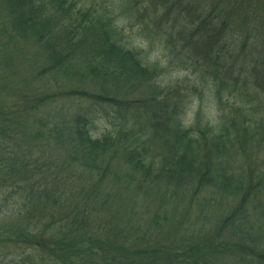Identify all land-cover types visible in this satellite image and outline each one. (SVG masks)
Wrapping results in <instances>:
<instances>
[{"label":"trees","instance_id":"1","mask_svg":"<svg viewBox=\"0 0 264 264\" xmlns=\"http://www.w3.org/2000/svg\"><path fill=\"white\" fill-rule=\"evenodd\" d=\"M123 1L192 78L110 3L0 0L3 264H264V0Z\"/></svg>","mask_w":264,"mask_h":264},{"label":"rangeland","instance_id":"2","mask_svg":"<svg viewBox=\"0 0 264 264\" xmlns=\"http://www.w3.org/2000/svg\"><path fill=\"white\" fill-rule=\"evenodd\" d=\"M76 1L78 2L79 5L86 4L87 7L93 6L92 8L95 10H97L100 6L105 8V3L107 4L110 3L109 9L113 11V18L116 24H119L123 28L124 34L127 36L126 42L128 44L132 43L131 45L134 44V45H137L138 47H141L149 55V59L151 61H158V63L164 66V68L168 71L169 76L165 74L163 77L162 76L158 77L159 81H162V80L167 81L168 78H174L175 81L186 78V77L192 78L190 69L181 70V68H179V66L174 63L175 61L172 62L174 54L171 53V49H167V50L165 49L163 50L160 48L157 49L158 46L155 44V42H153V36L151 34L149 35L152 36V40H151L152 42H150L149 44L145 40L144 37L149 32L143 29L139 30L140 26H137L134 24L133 20H135V17L134 15L131 16L130 12L132 8L129 9V7H131L130 1L127 3L123 1V4L124 3L125 4L120 7L115 4V3H118V0H76ZM111 4H114V5L111 6ZM85 86H86L85 89H88V90L91 89L87 85ZM191 99H192L191 104L187 105L184 110L185 117H183L184 121L183 120L182 121L185 124H188L189 122L193 120V115L197 108L196 96L195 95L192 96ZM202 110L203 112H205V114L207 115L209 119H211L212 121H215L216 123V118L219 115V113L215 111V105L210 99V96L208 95L207 92L204 93ZM103 126H104L103 124L99 123L95 127L97 129H102ZM1 206H2V191L0 190V210L3 208ZM4 221L8 222V219L4 218L3 214H0V226L4 225L3 227H5ZM4 258H5V253L3 249H1L0 250V264H3Z\"/></svg>","mask_w":264,"mask_h":264}]
</instances>
